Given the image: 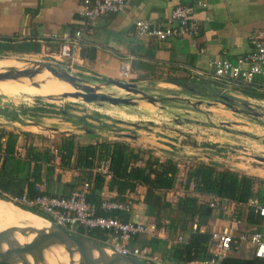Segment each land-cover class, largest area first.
I'll return each mask as SVG.
<instances>
[{
  "label": "crops",
  "instance_id": "crops-1",
  "mask_svg": "<svg viewBox=\"0 0 264 264\" xmlns=\"http://www.w3.org/2000/svg\"><path fill=\"white\" fill-rule=\"evenodd\" d=\"M82 1L0 0V44H6L7 47H10L11 50L6 51L19 53H38L50 45L52 52L57 53L55 50L57 46L47 40L48 36L52 33L58 35L67 32L72 33L80 26ZM179 4L195 5L194 17L199 21L200 26L198 34L175 37L164 42L153 37H138L136 35L134 24L137 19H145L160 26L165 25L174 8ZM260 32H264V0H208L206 7L199 6L196 0H130L124 11L95 20L93 31L84 34L82 46L75 50L71 64L81 70L88 78L93 76L92 82L97 81V83L102 81L103 77L142 82L153 79L172 80L176 77L184 81L202 83L207 86L204 88L195 86L177 88L161 81L156 85L145 83V87L165 97L166 101L180 105V107L174 106V108L169 107L171 103L168 104V107L165 105L172 120H184L173 116L177 111L189 114L188 111L194 112V110L200 112L203 110L202 113L210 119L211 117L214 118L212 113H209L208 109L210 108L220 114L233 103H243L244 105L264 103V97H254L244 93V88L240 87L239 84H234L228 88L233 93H238L237 95L225 96L216 91V87L225 88L223 83L209 75H203L213 71L212 63L220 57L237 59V57L247 54L252 48L251 38ZM37 49H39L38 52ZM128 59H131L130 65L136 75L133 80L125 79L122 71V64ZM141 76L143 79H140ZM255 82L259 86L255 91L264 93V79L257 77ZM259 99L261 100L259 101ZM184 103L186 105H183ZM47 106H33L32 108L42 111L46 110ZM112 106V108L104 110V116L101 118L98 117L95 120L86 118L92 122L88 125V129L96 126L97 132L77 128L76 124L85 125L84 118L76 116V113H79L77 111H71L72 119L67 120L62 116L30 115L33 109H27L25 112L17 110L14 112L18 122L14 123L9 121L8 111L11 109H6L0 111V123L3 125H1L2 127L18 133L16 152L22 159H24L27 147L30 145L34 146L37 151L50 150L55 155L52 161L53 170L50 173H48L47 168L51 164L40 161L42 164L41 181L37 183V188L40 191H47L52 194L68 196L83 182L89 180L93 183L96 167L100 162L97 160L95 166L91 168L85 166L83 155L80 154L79 156L78 150L75 149L70 165L61 166L58 146L61 145L66 136H74L77 146L125 141L136 152L141 153L142 158L137 160V165L144 166L150 157L166 161L173 157L176 159L218 156L230 161L226 164L234 167L231 164L235 163L229 159V151L224 150L226 148L224 146H220L223 147L222 150H215L213 147H209V144L192 147L184 143V136L173 137V134L161 131H142L138 134L137 139H119L110 135L105 128L129 130L132 127L136 128L137 125H143L141 122L156 119L153 109L145 105ZM190 107L191 109H189ZM25 116L31 120L24 119ZM189 119H187L188 122H199L197 119L193 120V117ZM43 122L51 127L56 126L60 130L55 131L39 126ZM45 130L48 132L46 133ZM171 138L173 140H170ZM10 164L11 168L12 163ZM212 165H218L217 167L222 169L226 168L219 163ZM251 166L252 164L249 163L248 167ZM34 167L35 162H32L30 170L32 171ZM242 172L253 174L248 171ZM21 176H26V168L25 170L22 169ZM110 179L106 178L102 196L113 199L117 195V191L110 189ZM173 189L162 190L161 195L166 201L174 204L178 200H170L172 198L170 191ZM190 190V193L196 194L193 183L190 185ZM146 191L147 187L141 184L137 186L135 191H128L125 194V196L128 193L132 194V200L135 204L130 219L143 223H156L157 225L156 217L146 214L144 202ZM200 199L213 201L214 196L200 195ZM251 207L253 206L250 202L244 204L237 214V204L225 199L214 208L213 217L207 225L201 227V230L212 233L214 230L228 229L234 234H240L264 229V220L257 224L249 223L248 216ZM162 216L166 226H157L158 230L155 236L167 241L168 247H170L173 243H178L176 239L180 233L172 232L167 227L170 223L168 211H163ZM85 236H87L86 232ZM183 238L186 241L189 234L185 233ZM104 241L98 242L104 243ZM134 243L140 244L139 240H135ZM227 255L251 258L254 252L250 245L242 247L234 245ZM162 262L166 264L163 259Z\"/></svg>",
  "mask_w": 264,
  "mask_h": 264
},
{
  "label": "trees",
  "instance_id": "trees-1",
  "mask_svg": "<svg viewBox=\"0 0 264 264\" xmlns=\"http://www.w3.org/2000/svg\"><path fill=\"white\" fill-rule=\"evenodd\" d=\"M6 44H0V51L11 50ZM37 52L39 49L36 50ZM172 78V77H171ZM140 79H143L141 76ZM172 80H181L174 77ZM165 83L169 86L181 88L171 82ZM243 91L254 97H264V93H257L259 86L255 83L250 85H240ZM19 135L15 131L8 130L0 125V196L9 200L11 197H21L25 193L30 198H35L43 194L54 195L49 192L40 191L37 183L41 181L42 164L40 161L51 164L47 168L48 173L52 172V161L55 155L50 150L37 151L34 146L27 147V152L22 159L16 152ZM75 149L80 156L85 159V166L93 167L97 160L110 159L113 175L110 179L109 187L117 191V195L112 200L124 201L128 191H135L138 185H145L147 191L144 202L146 214L156 217L158 227L166 226L162 212L168 211L170 219L168 228L173 232L180 233L178 236L189 234L186 241L173 243L168 247V242L157 237H149L146 234H139L135 240H139L143 247H149L150 253L160 256L166 264H201L211 253L209 243L212 233L202 231L201 227L207 225L214 215L212 201H202L200 195H210L219 197L222 201L227 199L237 204L238 214L244 204L250 200L257 199L264 205V178L255 175L241 173L230 168H219L204 161H197L189 165L187 170V185L185 193L178 198L176 203L166 201L161 195L162 190L175 188L178 173L180 171L177 161L170 158L161 161L159 158L150 157L146 164L137 165V160L141 159V153L136 152L125 141L103 142L96 145L77 146L74 136L63 138L58 146V155L61 159V166H69L73 158ZM27 158V159H25ZM79 159V157H78ZM23 160V161H22ZM35 162V167L31 171V163ZM10 163L12 167L10 168ZM26 168V176L22 177V169ZM194 184V192L190 193V185ZM106 184V176L96 173L90 193L87 199L98 206L97 213L100 215L113 216L123 221L130 220V213L122 210L104 211L101 208L104 197L102 192ZM27 186V191L25 187ZM22 207L38 213L49 219L50 216L37 207L19 204ZM52 220V219H51ZM264 220V216L256 212L255 207L249 211L248 221L257 224ZM194 224L197 228L194 230ZM84 231H81L83 233ZM108 230L90 229L87 236L95 241L106 240ZM183 234V235H182ZM134 240V242H135ZM161 264H164L162 262ZM221 264H264V258L253 255L251 258L227 255L222 259Z\"/></svg>",
  "mask_w": 264,
  "mask_h": 264
},
{
  "label": "built area",
  "instance_id": "built-area-1",
  "mask_svg": "<svg viewBox=\"0 0 264 264\" xmlns=\"http://www.w3.org/2000/svg\"><path fill=\"white\" fill-rule=\"evenodd\" d=\"M129 1L83 0L80 10L82 19L80 26L72 33L67 32L62 35L52 33L47 40L57 46L55 50L62 61L72 60L75 50L82 46L84 34L93 31L95 20L124 11ZM196 2L201 7L208 6V0H196ZM195 12V5L179 4L174 8L165 25L160 26L145 19H137L134 24L135 33L138 37H153L160 42L186 35L194 36L200 30L199 21L194 17ZM251 44V50L247 54L237 57V59L220 57L214 60L212 63L213 71L203 75H209L220 81L226 89L234 84L250 85L255 83L257 77L264 79V32L254 35L251 38ZM46 49L51 50L50 45H47ZM130 64L131 59L126 60L122 64V71L125 79L133 80L136 75L133 73ZM177 163L180 171L178 173V185L170 191L172 197L170 200L172 201L178 200L185 193L187 170L194 161L183 159L182 161L177 160ZM97 172L105 175L106 178H111L113 175L111 160H100L96 167ZM92 184L91 181L87 180L68 196L43 194L30 198L25 193L21 197H11L9 200L17 204L37 207L48 214L53 221L74 233L85 235V232L95 228L108 230L109 234L103 243L104 245L121 255L161 264L162 259L158 255L151 254L149 247L134 243L139 234H146L149 237L155 236L158 230L156 223H143L131 219L123 221L117 217L98 214V206L87 199ZM221 201L219 197H214L211 206L215 208L220 205ZM250 203L255 207L256 212L264 216V205H261L257 199L250 200ZM101 208L104 211L122 210L133 214L135 204L132 200V194L128 193L124 201L104 198ZM196 228L197 225L194 224L193 229ZM81 231L84 232L81 233ZM176 241L183 242V236H178ZM234 245L239 247L250 245L255 256L264 258V229L240 234H234L228 229L212 231L209 243L211 255L201 264H221L222 259Z\"/></svg>",
  "mask_w": 264,
  "mask_h": 264
},
{
  "label": "water",
  "instance_id": "water-1",
  "mask_svg": "<svg viewBox=\"0 0 264 264\" xmlns=\"http://www.w3.org/2000/svg\"><path fill=\"white\" fill-rule=\"evenodd\" d=\"M27 55V53L14 54L0 51V60L15 59L17 62L23 63L24 68H26L28 72L34 71L36 73L39 70L47 68L51 70V72L56 77L69 82L70 84L74 85L77 89V92L63 93L58 97H53L54 100L63 99L71 100L74 102H81L91 101L92 99H101L102 101H109L116 105L134 106L140 104L139 100H143L148 106L152 107L156 115L155 120H147L145 122H141L143 125H137L136 128L132 127L129 130H122L110 127L105 128L107 129L108 134L114 135L119 139H137L138 134L142 131H161L167 133L175 132L180 136H184L186 138L204 137L206 139H211L212 137H214L215 134H218L219 128H225L224 126L213 125V122L211 121H199L196 124H193L192 122H187L184 120H172L165 106V97L155 94L154 92L150 91L147 87H145V83L156 85L161 81L171 82L176 85H180L183 88H189L192 86L204 88V86H207L203 85L202 83H195L194 81H172L163 79H153L148 80L146 82H142L127 81L124 79H114L108 77H103L104 82L102 81L101 83H96L92 82L81 70H78L71 64L58 60L53 61L46 59H35L33 57H27ZM13 68L14 67H6L3 69L4 71H0V78L7 75L6 73H4L6 70H13ZM216 91L221 94H224L225 96L231 94H238L233 93L232 91L224 87H216ZM37 99L42 98L40 96H37ZM260 100L261 99H259V101ZM255 104L257 106L256 109H237L235 111L247 114L256 119H260L264 114L263 111H260L264 106V103L258 102ZM65 108L68 109L69 106H66ZM18 117L20 118L21 116L19 115ZM225 123L228 126L232 125L228 122ZM233 123H235V121ZM39 126H42L45 129L51 128V130L55 131L60 130L58 127H51L50 125H47L44 122L41 123ZM76 126L79 129H88L87 125L76 124ZM97 129L98 128L96 126H92V128L88 130L97 132ZM203 129H205L206 131H204ZM213 129L215 130L214 132L212 131ZM226 129L229 133L233 132L227 127ZM249 156L251 158H254V160L264 163V157L255 156L251 154H249ZM172 159L177 161L181 160L182 158L175 159V157H173ZM183 159H190L194 162H197L198 160H204V162L206 161V163L207 161H209V163L211 164L219 163L227 168L240 170L237 167L228 166L226 163L230 161L218 156L185 157ZM0 199L6 202H10L16 207L39 215L45 218L50 223V227L46 231H35V237L26 243H20V241L13 236V231H22L23 228L10 227L0 231V264H41V250L55 243L64 245L65 250L69 254L68 264H151L149 262H145L131 256L121 255L115 252L110 247L99 243L98 241H95L88 236L71 232L56 223L55 221L44 217L38 213H35L29 209H26L17 203L7 200L1 196ZM2 243H6L7 247L5 249L1 247ZM95 251H98L97 256H95L94 254ZM77 254H79V258L75 260V256Z\"/></svg>",
  "mask_w": 264,
  "mask_h": 264
},
{
  "label": "rangeland",
  "instance_id": "rangeland-1",
  "mask_svg": "<svg viewBox=\"0 0 264 264\" xmlns=\"http://www.w3.org/2000/svg\"><path fill=\"white\" fill-rule=\"evenodd\" d=\"M5 52L19 54V52H15V51H5ZM27 54L29 55V56L27 55V57H33L35 59L62 61L58 53H53L52 49L51 50L45 49L44 51L38 53H27ZM12 60L14 61V59H5V62L8 63V61H12ZM63 62L71 64V60L63 61ZM17 63L18 65L16 64V62H12V67L14 68L9 73L10 75H12L13 72H16V70L20 68H24L23 63H19V62ZM37 72H42V71L39 70ZM9 74L3 76V78L4 77L8 78L10 76ZM49 76L52 83L49 86H45L47 89L51 90V93H48V96H46L43 93L42 87L40 85L29 83V78H30L29 72H25L24 74L12 77L11 80L6 82L0 81V111L11 109V111H8V116L10 118L9 121L14 123L18 122L16 114L14 112L17 110H21L22 112H25V110L27 109H33V111L35 110L36 112L32 111L30 115H40L47 117L62 116L64 119L67 120L72 119L71 111H75V112L77 111L79 113H76V116L84 118L85 125L88 126L92 122H90V120H87L86 118L94 119V120L98 117L101 118L102 116H104L105 109L113 107L112 104L109 102H105V104L100 105L97 103L87 104V102H82V101L74 102L71 100H63V99L54 100L53 97L55 98L58 96L54 94V92L52 91L53 89H60L64 87L71 88L73 87V85L65 80L59 79L57 77H53L51 75ZM89 78L91 81L94 80L91 79L93 78V76L92 77L89 76ZM102 81H104V79ZM37 96H40L42 99H37ZM170 103L171 106L169 105V107H173V108L174 106L180 107V105L174 104L172 103V101L165 100V105H167V107L168 104ZM43 105H48L45 108L46 110L41 111L40 109L32 108L33 106L40 107ZM183 105L186 104L184 103ZM66 106H69V108L66 109L65 108ZM256 108H257L256 105H251V104L244 105L243 103H233L230 104L229 107H227L226 110L222 111L220 114H218L211 108L208 109L209 113H212L214 117V118L211 117L210 119H208L206 115L202 113L203 110L201 112L199 110H194V112L188 111L189 114H184L180 111H177V113L173 114V116L177 118H183L185 121L193 117V120L197 119L199 121H211L213 122V125L224 126L225 128H219L218 134H215L214 137H212L211 139H206L204 137H199V138L185 137L184 143L192 147H201L204 143H206L209 144V147H213V149L215 150H222L223 147L220 146H224L226 147L224 148V150L226 149L229 151L230 154L229 159L233 160V162L235 163L231 165L240 169V170L237 169H233V170L240 171L241 173H246L242 171H248L249 173H253L255 176L264 178V163L254 160V158H251L249 156V154H251L255 156L264 157V114L260 119H256L247 114L235 111L237 109L252 110ZM189 109H191V107ZM262 109H264V106L262 107ZM262 109L260 111L264 112V110ZM182 115H184L185 117H183ZM24 119L31 120L29 117L26 116ZM189 121L191 120L189 119ZM234 121L235 123H233ZM47 122L49 123L50 121ZM225 122L231 123L232 125L228 126ZM192 123L196 124L197 122H192ZM0 125L2 124L0 123ZM226 127L232 130L233 132L229 133ZM203 130L206 131L205 129ZM45 131L46 133L48 132V130ZM212 131L214 132L215 130L213 129ZM168 133L173 134L174 135L173 137L177 135L180 136L175 132H168ZM170 140H173V138H171ZM182 160L183 158L181 159V161ZM207 163L211 164L209 163V161H207ZM249 163L252 164L251 167H248ZM23 230H28V229L23 228ZM64 249L65 247L63 246L61 251H63Z\"/></svg>",
  "mask_w": 264,
  "mask_h": 264
},
{
  "label": "bare ground",
  "instance_id": "bare-ground-1",
  "mask_svg": "<svg viewBox=\"0 0 264 264\" xmlns=\"http://www.w3.org/2000/svg\"><path fill=\"white\" fill-rule=\"evenodd\" d=\"M12 62H16V60L8 61V63H6L5 60H0V71H4L3 69L6 67H12ZM11 71L12 69L6 70L4 73L8 75ZM41 71L42 72L36 73V74H34L35 73L34 71H30L29 73L31 76L29 78V83L40 85L42 87L43 93L46 96H48V93H51V90L47 89L45 86H49L52 83L49 75L53 77H56V76L51 72V70L47 68H44ZM25 72H28L26 68H20L16 70V72H13L12 75L9 74L10 76L8 78L1 77L0 81L1 82L9 81L11 80L12 77L24 74ZM98 83H101V82L99 81ZM149 88L151 89V87ZM52 91L54 92V94L59 96L63 93L77 92V89L73 85V87L71 88L64 87L60 89H53ZM139 101H140V104L136 106L145 105L147 107H150L146 104L145 101L143 100H139ZM82 102H87V104L97 103V104L103 105L105 104V102H109V101H102L101 99H92L91 101H82ZM111 104L116 105L113 103ZM10 227H19V228L28 229V230H22V231L20 230L13 231V236L17 238L20 241V243H26L35 237L36 235L35 231L37 230L46 231L50 227V223L45 218L39 215H36L27 210L16 207L12 203L6 202L0 199V231L6 228H10ZM63 246H64L63 244L55 243V244H52L50 246L43 248L40 254L41 264H68L69 254L67 253L65 249L61 251ZM1 247L5 249L7 247L6 243H2ZM94 254L95 256H97L98 251H95ZM78 258H79V254L75 256V260H77Z\"/></svg>",
  "mask_w": 264,
  "mask_h": 264
},
{
  "label": "flooded vegetation",
  "instance_id": "flooded-vegetation-1",
  "mask_svg": "<svg viewBox=\"0 0 264 264\" xmlns=\"http://www.w3.org/2000/svg\"><path fill=\"white\" fill-rule=\"evenodd\" d=\"M16 64L18 65V63H17V61H16ZM19 68V67H18ZM17 68V69H18ZM100 82H102V81H100ZM104 82V81H103ZM135 258V257H134ZM137 259H139V258H137ZM139 260H141V259H139ZM142 261H144V260H142ZM145 262H149V263H151V264H157V263H155V262H153V261H145Z\"/></svg>",
  "mask_w": 264,
  "mask_h": 264
}]
</instances>
